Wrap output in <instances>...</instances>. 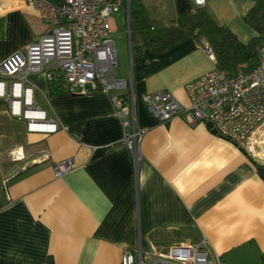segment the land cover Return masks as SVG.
Returning a JSON list of instances; mask_svg holds the SVG:
<instances>
[{
  "label": "crops",
  "instance_id": "crops-1",
  "mask_svg": "<svg viewBox=\"0 0 264 264\" xmlns=\"http://www.w3.org/2000/svg\"><path fill=\"white\" fill-rule=\"evenodd\" d=\"M141 3L163 28L194 10L188 0ZM254 5L209 0L205 9L246 44L254 32L242 17ZM46 31L31 7L0 0V64ZM116 55L118 77L132 78L136 126L144 130L137 163L122 142L110 95H52L43 75H31L34 101L57 121L55 133L28 132L6 103L0 109V264H120L122 252L138 246L162 253L203 239L211 260L264 264L258 162L208 124L182 116L160 123L143 99L165 91L187 107L184 87L214 62L191 37L156 52L135 34ZM65 160L73 169L56 179L52 168Z\"/></svg>",
  "mask_w": 264,
  "mask_h": 264
},
{
  "label": "built area",
  "instance_id": "built-area-1",
  "mask_svg": "<svg viewBox=\"0 0 264 264\" xmlns=\"http://www.w3.org/2000/svg\"><path fill=\"white\" fill-rule=\"evenodd\" d=\"M2 1V0H1ZM31 7L47 31L0 64V101L11 117L25 121L28 132L55 133L57 121L34 101L29 77L41 74L48 82L59 75L70 95L101 92L110 95L115 114L124 129L122 142L137 163L144 130L135 121L132 78L118 77V61L110 19L120 9L130 23V0H3ZM209 0H188L193 8H205ZM130 31V29H129ZM214 62L212 71L185 87L189 105L183 107L170 93L144 96L146 110L160 123L182 116L189 124H208L217 136L240 149L264 169V47L255 67L234 73L216 68L213 49L202 46ZM124 93V96L113 93ZM56 179L72 171V162L54 164ZM208 242L174 245L159 253L141 246L122 252L120 264H222L208 257Z\"/></svg>",
  "mask_w": 264,
  "mask_h": 264
},
{
  "label": "trees",
  "instance_id": "trees-1",
  "mask_svg": "<svg viewBox=\"0 0 264 264\" xmlns=\"http://www.w3.org/2000/svg\"><path fill=\"white\" fill-rule=\"evenodd\" d=\"M49 1L58 5L63 2ZM242 20L254 32V37L246 44L240 43L228 28L218 25L205 8H194L178 18L176 27L163 28L152 24L141 0H130L131 35L137 34L156 52L191 37L200 46L209 45L214 51L216 68L229 73L250 70L257 64L264 47V0H255V5ZM49 84L52 95L66 93L58 74ZM46 264H53V261L48 258Z\"/></svg>",
  "mask_w": 264,
  "mask_h": 264
},
{
  "label": "rangeland",
  "instance_id": "rangeland-1",
  "mask_svg": "<svg viewBox=\"0 0 264 264\" xmlns=\"http://www.w3.org/2000/svg\"><path fill=\"white\" fill-rule=\"evenodd\" d=\"M110 26H111V31H112V38L115 43V48L117 53H120V50L123 49V47L127 46L130 38H131V32L129 31L130 26L128 27V23L126 20L125 12L123 9H120V11L115 14L111 19H110ZM135 34H133V37ZM238 39V38H237ZM238 41L242 43L239 39ZM123 46V47H122ZM0 109L2 111L6 110V105L5 103L0 101ZM5 118V116H4ZM7 118V117H6ZM5 120V119H4ZM9 120H5L7 122ZM10 125L16 124V122H13V120H10ZM25 125L27 122H23Z\"/></svg>",
  "mask_w": 264,
  "mask_h": 264
},
{
  "label": "water",
  "instance_id": "water-1",
  "mask_svg": "<svg viewBox=\"0 0 264 264\" xmlns=\"http://www.w3.org/2000/svg\"><path fill=\"white\" fill-rule=\"evenodd\" d=\"M208 128L210 129V128H211V125H208ZM214 133H215V132H214ZM259 172H260V175H261L262 177H264V169L260 168V169H259Z\"/></svg>",
  "mask_w": 264,
  "mask_h": 264
}]
</instances>
